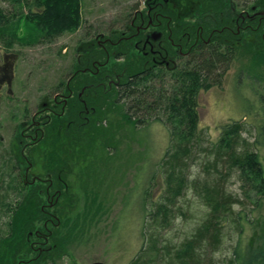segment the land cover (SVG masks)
I'll return each instance as SVG.
<instances>
[{"label": "trees", "instance_id": "obj_1", "mask_svg": "<svg viewBox=\"0 0 264 264\" xmlns=\"http://www.w3.org/2000/svg\"><path fill=\"white\" fill-rule=\"evenodd\" d=\"M22 1L28 8L24 21L40 32L39 37L28 43L19 39L9 27L21 16L1 10L0 44L7 49L51 44L82 27L81 0ZM197 1L193 14L180 17L172 11L171 19L160 17L157 30L163 38L169 33L172 37L168 51L155 47L144 54L135 48V42L140 41L133 36L136 30L131 26L135 13L127 14L122 27L110 29L107 35L94 29L92 37L76 48L68 79L73 94L66 104L56 107L53 97L61 92L69 94L68 81L58 83L41 104V117L54 124L42 122L45 134L28 137L37 147L24 145L21 135L17 138L18 155L0 144V264H58L68 255V246L81 238L89 216H96V188L88 187L90 160L110 143L114 128H118L111 122L112 131L106 128L109 115L133 129L160 123L170 132L169 147L159 165L166 185L163 203L156 205L153 214L164 219L158 222L160 227L176 215V203L188 191L192 190L205 207L202 218L179 244L155 235L158 223L150 225L149 238L143 234L146 246L130 264H264V249L243 247L242 236L250 224L245 199L229 189L235 175L243 183L246 198L250 182L260 179L264 186L259 154L254 143L243 137L240 122L222 128L220 141L207 149V157L202 158L193 177L204 142L199 131L198 98L223 83L237 51L246 48L238 17L246 0ZM253 1L260 7V0ZM145 19L147 25L149 18ZM200 24L205 31L201 36ZM123 36L131 38L121 39ZM255 39L263 44L258 48L264 54L261 32L255 33ZM110 81L119 84L110 88ZM83 87H88L82 100L91 110L89 114L79 98ZM24 116L29 117V113L24 111ZM257 132L264 137V126ZM38 168L40 173H35ZM77 183L84 197L77 194ZM191 209L179 213L186 218Z\"/></svg>", "mask_w": 264, "mask_h": 264}, {"label": "rangeland", "instance_id": "obj_2", "mask_svg": "<svg viewBox=\"0 0 264 264\" xmlns=\"http://www.w3.org/2000/svg\"><path fill=\"white\" fill-rule=\"evenodd\" d=\"M18 1L0 0V11L19 14L20 19L9 30L14 31L24 42H32L39 37L40 32L24 21L28 8L25 2ZM81 1L83 24L77 32L67 33L46 45H15L7 49L0 44V144L15 155L20 153L17 142L19 135L24 138V145L37 147L35 141L28 137L33 133L37 136L42 132L45 134L41 123L46 121L40 117L35 120L40 125L31 126V116L41 104L47 102L48 95L58 83L68 81L72 73L70 65L77 56L76 48L92 37L94 29L97 33L107 35L110 29L122 27L127 14L135 13V9L146 10L145 0ZM197 6V0H168V8L180 17L193 14ZM237 55L223 83L202 92L198 98L199 131L204 142L197 153L193 177L200 170L202 158L207 157V149L220 141L222 128L235 122L242 124L245 130L242 132L243 137L254 143L264 173V137L257 132L260 126H264V54L260 50H252L247 55L244 51H237ZM24 111L29 113V117L24 116ZM109 116L106 128L112 131L113 123L118 128H114V136L109 137L110 143L94 155V161L91 158L94 166L88 171L89 175L92 174L88 187L90 190L96 188L93 191L97 197L92 194L96 198V216H89L81 238L68 246V255L58 264H130L146 246L144 232L149 238L151 232L148 227H154L160 220L164 221L162 216L153 214L156 205L163 203L162 195L166 187L159 165L170 143L168 128L154 123L145 128L133 129L119 119L122 125L115 121L113 115ZM50 122L54 124L51 119L46 124ZM53 127L57 129V125ZM40 170L38 168L35 173H40ZM242 184L237 175L230 178L229 189L245 199L246 214L250 220L242 236V244L246 248L262 250L263 181L258 179L250 182L248 198L244 196ZM74 186L79 197H84L81 186L78 183ZM83 205L82 201L79 211ZM190 206L192 209L186 218L180 215V210L187 213ZM240 207L235 209L240 210ZM204 211L205 207H202L192 190L188 191L177 201L176 215H172L168 224L162 227L158 223L155 235L179 244L187 238L189 230L202 218Z\"/></svg>", "mask_w": 264, "mask_h": 264}, {"label": "flooded vegetation", "instance_id": "obj_3", "mask_svg": "<svg viewBox=\"0 0 264 264\" xmlns=\"http://www.w3.org/2000/svg\"><path fill=\"white\" fill-rule=\"evenodd\" d=\"M258 2H259L260 7H257L256 1L246 0L243 6L244 9L241 10L240 13L238 14V17L241 20L240 26H242L240 27L239 30L242 29L241 32L244 31V34L241 37H244L246 41V48L244 50V52H246V55L248 54V52L250 53L252 50H259L258 45H260L261 47L263 46L262 43L258 42V40L255 39V33H258V32H261V39H264V34L262 33V31H264V0H260ZM232 4L234 6L233 2ZM144 6L146 10L145 11L136 10L133 21L131 22V26L135 28L136 30V33L133 36H137L140 39V41L135 42V48H137L138 50L139 49L142 50L144 54H148V51L149 52L152 51L155 47H158L160 49L164 48L166 51H168V47L170 44L169 41L172 38L171 34L170 33L168 35L166 34V36L163 38L162 32L157 30L158 27L161 26L160 17L171 19L170 12H172V9L168 8V0H148L144 2ZM233 11L235 14L236 12L235 7ZM145 16L149 18L147 25H146ZM138 19L140 20V22H138ZM205 19H206V16L204 15V17L201 20V23H203ZM224 29L230 30L231 28L225 27ZM204 32L205 31H204L203 25L200 24L198 35L201 36L204 34ZM262 35H263V38H262ZM124 38L130 39L131 36H128V37L123 36L121 39H124ZM103 43L104 42L99 41L98 45L104 46L105 44ZM111 44L113 45L115 43L112 42ZM254 46L256 47L255 49H254ZM105 50H107L106 47H105ZM69 82L70 80L66 83L67 91L69 92V94H64L63 92H61V93H57L53 97L56 107L62 102L63 104H66L68 97H70L73 94V91H71L69 88ZM115 84L118 85L119 83L110 81L109 82L110 88H112V86ZM86 88L88 87L82 88V91L79 94V98H80V101L85 106V112L89 114L91 110L86 106V102L82 100V96ZM41 111H42L41 108H37V112L33 113V116H31L33 117V119L31 118L33 120V124L31 126L40 125V124H36L35 120L42 118L41 116H38L40 115L39 113ZM35 130L39 131V128H36ZM33 134H36V133H33ZM30 138H33L32 134L30 135Z\"/></svg>", "mask_w": 264, "mask_h": 264}, {"label": "water", "instance_id": "obj_4", "mask_svg": "<svg viewBox=\"0 0 264 264\" xmlns=\"http://www.w3.org/2000/svg\"><path fill=\"white\" fill-rule=\"evenodd\" d=\"M91 264H104V263H101V262H94V263H91Z\"/></svg>", "mask_w": 264, "mask_h": 264}]
</instances>
